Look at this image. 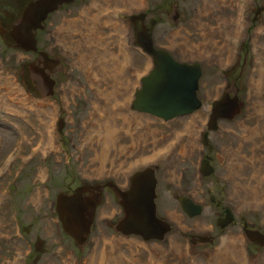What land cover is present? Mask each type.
I'll use <instances>...</instances> for the list:
<instances>
[{"label": "rangeland", "instance_id": "374dc122", "mask_svg": "<svg viewBox=\"0 0 264 264\" xmlns=\"http://www.w3.org/2000/svg\"><path fill=\"white\" fill-rule=\"evenodd\" d=\"M114 1L74 0L49 16L37 46H49L64 71L53 76V96L42 97L27 69L36 54L2 34L26 1L0 0V264H264V247L248 243L241 225L264 234V0ZM142 14L144 25L156 21L155 47L201 66L202 106L188 116L163 121L130 109L136 75L151 68L134 45ZM233 81L241 111L209 132L214 174L203 176L210 104ZM106 120L117 128L112 151L99 132ZM148 165L156 167L157 216L172 227L163 241L115 233L122 211L110 190L83 246L63 231L58 194ZM168 179L175 184L170 195L163 193ZM181 190H192L203 207L199 216L182 211L173 195ZM211 197L234 215L223 231ZM191 236L214 242L193 245Z\"/></svg>", "mask_w": 264, "mask_h": 264}, {"label": "water", "instance_id": "95a60500", "mask_svg": "<svg viewBox=\"0 0 264 264\" xmlns=\"http://www.w3.org/2000/svg\"><path fill=\"white\" fill-rule=\"evenodd\" d=\"M73 0H34L30 2L15 19L7 31L14 42V46L25 52H36L37 31L44 29L47 17L56 12L62 5L70 4ZM174 13V11H173ZM139 18V17H138ZM137 18V19H138ZM151 27L142 26L135 32L134 45L152 58L151 69L140 79V88L134 91L130 109L163 121H171L192 114L201 108L202 103L197 96L201 66L198 62L187 63L176 61L170 53L153 47ZM30 80L34 83L42 97L54 94L55 80L53 75L63 72L64 68L58 58H51L47 53L39 51L36 59L27 65ZM234 82L231 88L210 104V112L202 134L203 144L208 147V154L212 147L208 143L209 132H215L221 121H231L240 114L238 89ZM209 156L203 160L201 174L209 176L213 168L209 165ZM147 179L150 186L147 199L138 197L139 190L124 197L121 202L124 216L113 225V230L124 237H138L143 242L163 241L171 232V225L157 216L155 203V178L149 172ZM118 199V188L108 183ZM101 185H84L77 187L71 193H60L55 199V210L64 232L73 238L78 246H83L95 218L99 196L93 190H99ZM88 192L89 195H84ZM178 203L182 211L189 217L199 216L202 206L194 203L190 198L180 196ZM225 219L218 226L224 229L234 221L230 209H225ZM245 224L243 234L248 243L264 247V234L257 229H249ZM193 245L213 244V237L191 236Z\"/></svg>", "mask_w": 264, "mask_h": 264}, {"label": "flooded vegetation", "instance_id": "af4514ba", "mask_svg": "<svg viewBox=\"0 0 264 264\" xmlns=\"http://www.w3.org/2000/svg\"><path fill=\"white\" fill-rule=\"evenodd\" d=\"M26 2H25V7L30 3V2H32V1H34V0H25ZM74 2V0L72 1V3ZM123 2L125 3V1H118V0H116V1H114V3L115 4H120V5H122L123 4ZM72 3H70V4H72ZM70 4H64V5H62L60 8H62V7H64V6H68V5H70ZM105 4H106V2H105ZM24 7V8H25ZM178 6H177V3H173L172 4V10L174 11L176 8H177ZM24 8H23V10H24ZM60 8L56 11V12H58L59 10H60ZM22 10V11H23ZM258 12H259V10H257V13L256 14H258ZM22 13V12H21ZM55 13V12H54ZM53 14V13H52ZM52 14H50V15H52ZM174 14H175V17H179V15L180 14H178V13H176L175 11H174ZM49 15V16H50ZM49 16L47 17V19L45 20V22L49 19ZM107 18V17H106ZM146 20V14H142V15H140L139 16V18H138V21H139V24H140V27H139V29L142 27V26H144V27H146L147 29L148 28H150L151 27V24H150V22L151 21H153V27H154V25L156 24V21L155 20H153V19H151V18H149L148 19V26H146V25H144V21ZM15 21V20H14ZM13 21V22H14ZM13 22H12V24H13ZM44 22V23H45ZM12 24H11V26H12ZM11 26L9 27V29L11 28ZM153 27H152V30H151V37H152V31H153ZM9 29H6V30H2V34H7L8 35V30ZM39 31H43V29L42 30H39ZM38 32V31H37ZM136 32V31H135ZM9 36V35H8ZM10 37V36H9ZM152 43H153V41H152ZM36 46H37V40H36ZM153 47L154 48H156V49H162V50H165V51H167L168 52V50H166V49H163L162 47H155L154 45H153ZM85 50H86V52H87V54H89L88 53V48L87 47H85ZM140 50V49H139ZM39 51H43V52H45V53H47V55L49 56V57H51V58H53L54 56H52V55H50V54H53L54 52L52 51V50H50L49 49V46H47V47H44V50H39L38 49V46H37V51L36 52H30V53H35L36 54V57H37V55H38V52ZM99 52V50L97 49V51H95V52H93L94 54H96V53H98ZM140 52L141 53H143V54H145L144 52H142L141 50H140ZM27 53H29V52H27ZM104 52L102 51V52H100V53H98V54H100V55H102ZM169 53V52H168ZM146 55V54H145ZM148 56V55H147ZM150 57V56H149ZM151 58V57H150ZM151 62H152V58H151ZM98 67V69H99V67H100V65H97ZM151 69V68H150ZM149 69V70H150ZM149 72V71H148ZM57 74V73H56ZM148 74V73H147ZM55 75V74H54ZM53 75V76H54ZM142 78V77H141ZM141 78H138V89L140 88V79ZM103 83H100V85H102ZM118 84V82H116V85ZM234 85H235V82H234ZM112 86H114V85H112L111 84V87ZM236 87V86H235ZM114 88V87H113ZM116 100H118V98H115ZM63 117H59V125H58V133H60V134H62V129H63V127H64V120L62 119ZM103 123H104V125H107V126H105L102 130L100 129L99 130V132H100V135H101V137H103L104 136V134H105V130L108 128V126H111V125H115V123L114 122H111L110 121V124L108 125V120H106V121H103ZM98 142V141H97ZM98 144H100V145H102L103 146V144L101 143V142H98ZM110 149H111V151H112V147H110ZM210 154H211V152L208 154V150H207V154L206 155H204L203 156V158L201 159V163H200V165H199V174L200 175H202L201 174V170H202V163H203V160L206 158V156H209V165H210V167H212L211 166V161H212V157L210 156ZM213 168V167H212ZM149 172H151V174H153L154 175V178H155V194H156V198H155V202H156V199H157V197H158V179H157V177H156V167L155 166H152V165H148V166H145V167H141V168H139L138 170L136 169V170H134V172H132L131 174H129L128 175V173H118V175H116V176H112V180L113 181H111V180H108V179H105V180H102V181H98V182H95V183H93L91 186H96V185H101V188L99 189V190H93V193L94 194H96V195H98L99 196V202L102 200V196H103V192L105 191V190H110V192H111V194H113L114 196H115V198L117 199V196H116V194H115V192L112 190V188L110 187V186H108L107 184L108 183H110V184H114L117 188H118V199H117V201H118V205H119V207H120V209H121V211H122V216H121V218H119L118 219V221L120 220V219H122V217L124 216V213H123V208H122V206H121V202L124 200V197H126V196H128L129 194H131L132 192H136V191H138L139 190V187L141 186L142 188H143V190L144 191H140V192H138V197H140V198H142V199H147L148 198V196H147V191H148V189H149V186H150V181L147 179V174L149 173ZM214 174V169H213V172H212V174L211 175H213ZM128 175V176H127ZM209 177V176H208ZM216 181V183H218V180L216 179L215 180ZM84 185H89V184H87V183H84V184H81V185H79V186H76L74 189H76L77 187H81V186H84ZM140 185V186H139ZM173 186H175V184L170 180V179H168V180H166V188H165V190H164V194H167V195H170L173 191H172V187ZM68 189V193L67 194H69V193H71L74 189H71L70 187H68L67 188ZM84 195H89V193L88 192H86V193H84ZM173 195H176V197H177V201H178V198L180 197V196H183V197H186V198H190L194 203H196V204H199L198 203V199L197 198H195V196H194V194L192 193V190H189V191H182L181 190V192H179V193H174ZM210 201L212 202V203H214L215 204V207H217V208H220L221 209V214H220V217L217 219V222L220 220V222L221 223H223L224 222V219H225V213H224V211H225V209H227V208H225V207H223L222 205H221V202L220 201H215L214 200V198L213 197H211L210 198ZM200 205V204H199ZM202 206V205H201ZM202 211H203V207H202ZM202 211H201V213H202ZM188 217V216H187ZM234 220H235V218H234ZM242 221V220H241ZM232 224H234V221H233V223ZM232 224H230V225H232ZM246 224V222H244V221H242L241 222V225H242V229H243V227H244V225ZM247 225V224H246ZM229 226V225H228ZM228 226H226V227H228ZM62 227V226H61ZM225 227V228H226ZM247 228H249L248 226H246ZM224 228V229H225ZM63 229V228H62ZM221 229V228H220ZM224 229H221L222 231L224 230ZM250 229V228H249ZM64 231V230H63ZM172 231V230H171Z\"/></svg>", "mask_w": 264, "mask_h": 264}, {"label": "bare ground", "instance_id": "6f19581e", "mask_svg": "<svg viewBox=\"0 0 264 264\" xmlns=\"http://www.w3.org/2000/svg\"><path fill=\"white\" fill-rule=\"evenodd\" d=\"M137 2H138V0H136ZM107 37H105V39H106ZM151 64H152V62H151ZM149 71V70H148ZM148 71H147V73H148ZM147 73L145 74H143V75H136V77L137 78H141V77H144V76H146L147 75ZM118 88H117V94L115 95V98H118ZM117 113H118V111H117ZM107 126V125H106ZM116 132H117V128L115 129V127H110V126H108V128L105 130V140L107 139V142L108 143H111V147L113 146V143H114V139H115V136H116ZM103 138H104V136H103ZM102 141H103V139H102ZM106 152H107V148H105V147H103L102 148V156L101 157H103V158H105V156H106Z\"/></svg>", "mask_w": 264, "mask_h": 264}]
</instances>
